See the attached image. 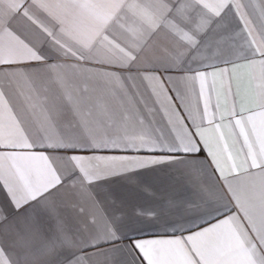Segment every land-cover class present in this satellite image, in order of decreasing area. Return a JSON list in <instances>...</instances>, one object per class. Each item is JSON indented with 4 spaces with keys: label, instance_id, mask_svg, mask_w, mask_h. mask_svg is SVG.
I'll return each mask as SVG.
<instances>
[{
    "label": "snow or ice",
    "instance_id": "1",
    "mask_svg": "<svg viewBox=\"0 0 264 264\" xmlns=\"http://www.w3.org/2000/svg\"><path fill=\"white\" fill-rule=\"evenodd\" d=\"M245 7L0 0V264H264V75L254 108L233 93L237 154L203 127L209 77L264 68Z\"/></svg>",
    "mask_w": 264,
    "mask_h": 264
},
{
    "label": "crops",
    "instance_id": "2",
    "mask_svg": "<svg viewBox=\"0 0 264 264\" xmlns=\"http://www.w3.org/2000/svg\"><path fill=\"white\" fill-rule=\"evenodd\" d=\"M240 2L246 7L243 9L244 12L248 13V19L252 22V28L255 30L257 24L259 23V15L258 12L254 11L253 5L255 3H258L259 0H240ZM235 24V21H233ZM264 75V68H262L259 63L253 64V65H247L245 64L244 67H242L237 73H235L231 77V81L229 79V76L225 74L223 77L217 73V75L213 77H209L210 81L214 80V83L211 85V106L209 108V118H211V113L215 109L212 107L219 103V112L224 113V120L220 121L217 120L215 123H222L225 125L224 128H222L220 131L223 132V136H219L218 132L214 130V125H209L207 122L203 125L205 129L208 130V136L212 139L213 142H215L221 151L222 154H227L228 152H231L233 155L237 154L240 151L241 148V142L242 138H237L232 130L227 127L228 125V117H227V111L229 108H231L233 103V93H236V109L239 110L241 106H243L245 109L248 108H254L255 102H256V95H257V89L262 83L261 76ZM199 85H196V90L192 92L191 94V103L192 107L196 108V93L198 91ZM231 89V90H229ZM209 94V90H205V95L207 96ZM145 95H147V92H145ZM241 98H243V105H241ZM152 103V100H149V104ZM155 107L161 109V111H164V106L160 104H156ZM203 104L201 102L200 108L202 109ZM187 111V110H185ZM218 112V115H219ZM156 120L160 123L158 124V127H164V121L161 119V115L158 114L156 116ZM257 125H259V119L257 118ZM169 128H174V124H169ZM165 131H167V128H165ZM242 158V157H241ZM101 166H103L106 162L101 161L99 162ZM146 178H151L152 174H145ZM112 187L116 189L118 192H121L125 195L132 196L133 198L137 197L138 194L135 193L125 182L124 178H119L116 180H113ZM3 193H0V200H2Z\"/></svg>",
    "mask_w": 264,
    "mask_h": 264
}]
</instances>
